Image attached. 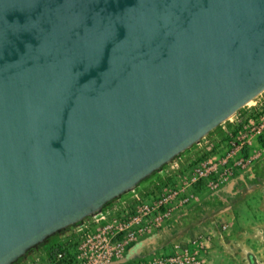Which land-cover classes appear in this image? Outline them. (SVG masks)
Returning <instances> with one entry per match:
<instances>
[{"label":"water","instance_id":"obj_1","mask_svg":"<svg viewBox=\"0 0 264 264\" xmlns=\"http://www.w3.org/2000/svg\"><path fill=\"white\" fill-rule=\"evenodd\" d=\"M264 92V0H0V264L162 173Z\"/></svg>","mask_w":264,"mask_h":264},{"label":"rangeland","instance_id":"obj_2","mask_svg":"<svg viewBox=\"0 0 264 264\" xmlns=\"http://www.w3.org/2000/svg\"><path fill=\"white\" fill-rule=\"evenodd\" d=\"M261 100L262 97L258 96L226 121L224 126L228 132L220 133L215 138H210L211 133L208 136V139L212 140L209 142L211 145L202 150L195 146L180 157L184 169L181 173L184 176L197 161L209 157L215 159L213 166L218 175L212 173L209 181L193 184L190 190L193 194L191 204L184 212L174 211L160 230L145 237L144 244L136 247V255L142 252L170 251L174 237H179L177 240L192 243L197 241L200 244L202 242L201 251L208 259V264H264V135L259 134L257 128L244 129L243 122L241 123L245 114L254 109H264L260 105ZM254 103H257V108L253 106ZM236 117H239V124L235 122ZM253 119L257 124V118ZM238 147L241 149L236 150ZM242 158H251L252 161L245 169L235 166ZM226 159L230 160L227 167H233V170H230L232 173L226 176L227 178L218 180L223 174V161ZM166 175L165 172L159 173L154 179L140 186V192L154 193L165 182L171 183L170 180L164 179ZM178 180L173 184L176 185ZM218 214L221 221H224L223 224L214 222ZM223 225H226V229H223ZM215 227L217 230L213 234ZM227 235L238 240L243 246H239L235 251L232 249V259L213 262L207 243L215 237L226 238ZM239 253L240 258H233L234 254L239 256ZM32 256L33 259L39 256L43 258L46 252L39 249Z\"/></svg>","mask_w":264,"mask_h":264},{"label":"built area","instance_id":"obj_3","mask_svg":"<svg viewBox=\"0 0 264 264\" xmlns=\"http://www.w3.org/2000/svg\"><path fill=\"white\" fill-rule=\"evenodd\" d=\"M260 96L262 97L260 105L264 108V92ZM253 106H257V103ZM250 112L245 114L241 121L243 128L251 130L257 128L258 133L264 135V109H254ZM255 117L257 124L253 119ZM235 122H239V117L235 118ZM225 123L219 127L221 133L228 132ZM210 141L212 140L208 137L204 138L197 145V149L207 147ZM239 148L241 149L238 147L236 150ZM211 158L197 161L185 176L181 173L184 169L179 158L163 171L167 174L164 179L170 180L171 183L165 182L154 193L134 191L125 198L113 202L101 214L64 233L60 237L63 247L53 258L46 255L33 259V256H30L23 264H208V259L201 251L202 242L200 244L197 241L192 243L177 240L179 237H174L170 251L142 252L137 255L135 251L137 246L144 244L145 237L161 229L162 224L174 211L180 213L185 211L193 199L190 191L193 184L209 181L212 173L218 175L213 166L215 159ZM251 162V158H242L235 166L245 169ZM229 163V159L223 161V174L218 180L231 175L230 170H233V167L231 169L227 167ZM176 179L179 180L174 185ZM223 229H226V225H223Z\"/></svg>","mask_w":264,"mask_h":264},{"label":"crops","instance_id":"obj_4","mask_svg":"<svg viewBox=\"0 0 264 264\" xmlns=\"http://www.w3.org/2000/svg\"><path fill=\"white\" fill-rule=\"evenodd\" d=\"M220 133H221V129L218 128L212 132V136L210 138H215L218 135H220ZM139 188H137L136 191L139 192L141 190V189L139 190ZM214 222L217 224L218 223L223 224L224 221H221V216L218 214ZM216 230H217V227L214 228L213 234L215 233ZM239 246H243V245H240V242L238 240H236L235 238H230L228 235L226 236V238L215 237L211 239L210 242L207 243V247L208 248L210 247L209 253L212 257L210 258L213 259V262H221L222 259H227V258L232 259V256H233V253L231 252L232 249L235 251V249L236 248L238 249ZM240 255H241L240 253H239V256L238 255L235 256L234 254L233 258L238 259L240 258Z\"/></svg>","mask_w":264,"mask_h":264},{"label":"trees","instance_id":"obj_5","mask_svg":"<svg viewBox=\"0 0 264 264\" xmlns=\"http://www.w3.org/2000/svg\"><path fill=\"white\" fill-rule=\"evenodd\" d=\"M157 175L158 174H154L152 177L148 178L143 183H141L140 186L154 179ZM62 247H63V244L61 243L60 235H56L48 239L46 243H44L40 247V249H43L46 252V255L48 256V258H53L59 251H61ZM22 261L23 259H21L17 264H20Z\"/></svg>","mask_w":264,"mask_h":264},{"label":"flooded vegetation","instance_id":"obj_6","mask_svg":"<svg viewBox=\"0 0 264 264\" xmlns=\"http://www.w3.org/2000/svg\"><path fill=\"white\" fill-rule=\"evenodd\" d=\"M33 253H34V252H31V253L28 255V257L32 256ZM24 261H25V259H23V261H22L20 264L24 263Z\"/></svg>","mask_w":264,"mask_h":264},{"label":"bare ground","instance_id":"obj_7","mask_svg":"<svg viewBox=\"0 0 264 264\" xmlns=\"http://www.w3.org/2000/svg\"><path fill=\"white\" fill-rule=\"evenodd\" d=\"M251 103V102H250Z\"/></svg>","mask_w":264,"mask_h":264}]
</instances>
